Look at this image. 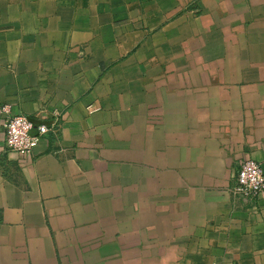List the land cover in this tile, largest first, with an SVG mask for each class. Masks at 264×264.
<instances>
[{"label": "crops", "instance_id": "0c3cea01", "mask_svg": "<svg viewBox=\"0 0 264 264\" xmlns=\"http://www.w3.org/2000/svg\"><path fill=\"white\" fill-rule=\"evenodd\" d=\"M2 103L0 264H264V0H0Z\"/></svg>", "mask_w": 264, "mask_h": 264}, {"label": "built area", "instance_id": "2783aa9c", "mask_svg": "<svg viewBox=\"0 0 264 264\" xmlns=\"http://www.w3.org/2000/svg\"><path fill=\"white\" fill-rule=\"evenodd\" d=\"M0 114L3 116L7 147L26 156L32 154L40 137L53 129V124L50 125L47 122L35 124L27 114L13 113L8 103L0 104ZM34 128L36 132H33ZM232 191L250 200L263 196L264 169L262 164L250 157L243 158Z\"/></svg>", "mask_w": 264, "mask_h": 264}, {"label": "water", "instance_id": "95a60500", "mask_svg": "<svg viewBox=\"0 0 264 264\" xmlns=\"http://www.w3.org/2000/svg\"><path fill=\"white\" fill-rule=\"evenodd\" d=\"M262 168L264 169V164H262Z\"/></svg>", "mask_w": 264, "mask_h": 264}]
</instances>
